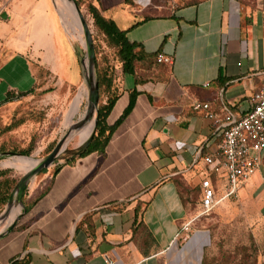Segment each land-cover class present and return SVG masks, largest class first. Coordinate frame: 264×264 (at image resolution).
Listing matches in <instances>:
<instances>
[{
    "label": "crops",
    "instance_id": "crops-1",
    "mask_svg": "<svg viewBox=\"0 0 264 264\" xmlns=\"http://www.w3.org/2000/svg\"><path fill=\"white\" fill-rule=\"evenodd\" d=\"M100 2L105 16L119 26L111 6ZM153 5L151 1L135 12L139 21L119 28L149 54L162 48L169 61L156 58L138 65L137 86L134 77L121 74V94L112 112L126 94L128 103L110 125L123 115L130 92L136 88L139 94L104 154L58 162L53 168L59 166L57 173L48 168L46 189L38 199L39 185L35 180L28 185L27 190L32 188L23 197L20 218L9 224L6 220L0 228V264L27 255L31 264H203L211 232L197 225L193 202L198 203L201 181L212 174L202 156L218 151L220 137L207 112L195 111L193 105L209 103L220 117L240 102L247 106L264 79V14L246 13L236 0H205L167 16L150 15L151 20L134 27ZM32 46L44 60L56 57L52 39H33ZM6 51V58L0 56V115L37 93L54 99L55 80L66 86L51 69ZM17 58L16 74L7 75ZM213 174L218 199L222 177ZM137 205L142 206L138 219Z\"/></svg>",
    "mask_w": 264,
    "mask_h": 264
},
{
    "label": "rangeland",
    "instance_id": "rangeland-1",
    "mask_svg": "<svg viewBox=\"0 0 264 264\" xmlns=\"http://www.w3.org/2000/svg\"><path fill=\"white\" fill-rule=\"evenodd\" d=\"M78 1L93 35L96 59L102 65L107 59L108 64L114 66L115 73L120 79L121 66L117 61L116 51L107 46L104 38L94 28L93 20L88 14L90 0ZM151 1L154 5L144 15L167 16L175 9L188 3L203 0H136L137 6L134 8L125 5L124 0H102V5L104 7L111 6L114 18L119 21V26L124 28L132 25L135 21H139L140 18L139 16L135 17V12ZM237 1L246 13L251 12L250 14L255 15L260 12L264 14V0ZM4 13L7 15L6 18H3ZM65 25L67 27L66 22ZM46 38L48 40L52 39L55 43L54 52L56 57L54 60H44L32 46L33 39L45 40ZM72 40L76 46V51L66 38L51 0H0V56L3 54V58H6V49H12L56 72L64 78L66 83V86L61 87L59 83L57 84L58 80L52 82L51 91H54L52 93L54 99H51V96L46 95L44 92L37 93L34 96L35 99L16 102V104H12L14 107L4 109L3 114L0 115V147L5 149V152L0 153V170H10L12 176L16 179L20 180L26 174L23 167H17L14 164L15 156H22L19 151L31 149V155L27 157L43 160L52 152H50V149L54 145L56 146L59 140L68 133L69 129L64 128L65 114L68 103L80 87H83L84 108L86 110L87 89L84 85L80 86L81 80H83L80 55L86 57V46L83 43L85 36L83 34L78 37V33H76V37H72ZM38 57H41V61L37 60ZM17 60L19 58L13 61V66L7 70V75L16 74L18 67L15 62ZM40 74V80L42 81L45 73L41 70ZM46 82L43 83L44 86H46ZM41 87L40 82L39 88ZM11 100L8 99V101ZM105 100L106 97L103 94L102 100L99 101V108L101 101ZM125 102L128 103L127 94L118 103L112 114L109 115L107 119L109 124L119 117V109ZM7 105L10 106L9 103ZM9 126L15 127L8 131ZM93 133H96V129ZM70 139L74 142L68 145L56 164L66 162L80 150L82 145L78 139ZM3 153L11 154L3 155ZM100 164L99 161L97 166ZM54 166H51L52 168L49 170H53ZM49 170L46 169L40 172L34 179L36 184L39 185L35 191V199L40 198L46 189L43 183L46 174L51 172ZM53 172L55 171L53 170ZM260 172L262 173L264 170L259 171L244 184L237 196L225 199L210 216L199 218L196 222L200 229L209 228L211 232V242L205 250L206 264H264V212H262L264 193L261 191L264 187V179ZM219 182L221 195H224L227 183L223 179ZM31 188L29 187L28 190L26 188V193L28 191L29 194ZM24 195H26L25 192ZM194 209L198 213L200 209L198 203ZM1 226L0 228L3 229L6 222Z\"/></svg>",
    "mask_w": 264,
    "mask_h": 264
},
{
    "label": "trees",
    "instance_id": "trees-1",
    "mask_svg": "<svg viewBox=\"0 0 264 264\" xmlns=\"http://www.w3.org/2000/svg\"><path fill=\"white\" fill-rule=\"evenodd\" d=\"M75 1L78 5H80V2L78 0ZM203 1L191 2L183 7L196 6ZM135 2L136 0H124V3L126 5H131V6H134ZM88 14L91 16L93 20L94 28L97 30L98 34L104 38V41L106 42L107 46L116 51V57L118 63L121 66L122 76L134 77L135 85L137 86L140 82L136 78V70L138 65H140L144 61H152L158 58V55L161 54L162 48H160L156 53L149 54L146 52L142 44L138 42L130 41L128 38V31L120 29L117 23L115 22V20L105 16L100 0L89 1ZM149 20H151V16L144 15L142 22L136 23L134 27H137L141 23H144ZM96 61H97V74L99 80L100 100H102L103 94H105L106 100L101 101V105L98 112L96 133L91 144L86 150H84L76 158L68 159L65 162V165L75 163L77 160L87 157L91 154H104L114 134L115 129L123 121V119L132 111V109L135 106L137 96L139 94L136 88L130 92V101L123 115L114 125H110L107 122V119L120 97L121 94L120 80L115 73L114 66H110L108 64L107 59L103 65L98 61V59H96ZM218 81H222V78L220 76L218 78ZM240 103H238L234 107H228V109L231 112H235L239 107ZM14 127L15 126H9L7 130L11 131ZM54 147L55 145L50 149V152L54 149ZM2 152H5V149L0 147V153ZM13 154H15V152H13ZM19 154L22 156H30L31 149L21 150L19 151ZM58 170H59V166L56 167L55 173H57ZM210 179H212V181H217L216 175L213 173L210 175ZM18 181L19 179L14 178L10 170L8 169L0 170V215L7 206L11 193L14 187L16 186V184L18 183ZM200 197H201V184L199 185V197H198L199 208H200ZM193 205H194L193 206L194 209L195 205H197V200H194ZM200 210L201 208L198 210V213L200 212ZM141 211H142V206L137 205L135 208L137 219L140 216ZM198 213L196 212L197 216ZM141 225L142 223H140L139 226L135 227L134 231L137 232L138 228H140ZM147 230L148 229L144 226L143 231L148 233ZM10 264H31V258L29 255L21 259L14 258ZM203 264H206V259L203 261Z\"/></svg>",
    "mask_w": 264,
    "mask_h": 264
},
{
    "label": "built area",
    "instance_id": "built-area-1",
    "mask_svg": "<svg viewBox=\"0 0 264 264\" xmlns=\"http://www.w3.org/2000/svg\"><path fill=\"white\" fill-rule=\"evenodd\" d=\"M159 63L169 61L159 54ZM195 111L204 110L207 117L218 127L220 143L218 151L202 156L207 168L220 174L227 183L225 194L216 198L210 177L201 182L200 212L196 218L210 216L225 199L237 196L240 188L255 174L264 170V79L247 106L239 105L220 117L210 111L209 103H195ZM189 225L184 230H189Z\"/></svg>",
    "mask_w": 264,
    "mask_h": 264
},
{
    "label": "water",
    "instance_id": "water-1",
    "mask_svg": "<svg viewBox=\"0 0 264 264\" xmlns=\"http://www.w3.org/2000/svg\"><path fill=\"white\" fill-rule=\"evenodd\" d=\"M72 4H74L77 13L80 17L82 26H83V32L85 36V46H86V57H82L80 55V63H81V68H82V77H83V85H86L88 91H89V100H88V107H89V113L88 119L93 118L94 116L97 115L96 118V126H97V120H98V112H99V81L96 73V49L94 45V39L93 35L90 29V26L83 15L79 5L76 3L75 0H68ZM53 4L55 6L56 11L58 12L61 24L70 38L74 48H76L75 44L73 43L71 34L69 33V30L67 29L65 22L61 16V13L58 9V6L53 0ZM7 15L4 14L3 18H6ZM82 124H78L75 126H72L68 133L61 139L59 142L56 144L55 148L52 150V152L43 160H38L37 166H35L33 169L30 171L26 172V174L19 180L17 185L15 186L14 190L11 193L10 199L8 201V204L6 206L5 211L3 214L0 216V224L6 221L13 210L14 207H21V211L24 209V204H23V197H24V192L28 185L37 177V175L50 168L51 166L55 165L57 161L59 160L61 154L64 152L63 147L64 144H66L69 139L71 138L72 134L77 131ZM95 134L93 133L90 138L81 146L80 150L76 153L75 156H72L69 159L76 158L79 156L84 150H86L89 145L91 144ZM11 153H3V155H9ZM2 155V154H1ZM21 213V212H20ZM18 214L16 218H20L21 214ZM16 220V219H15ZM15 224V222H14ZM14 224L12 225L11 228L8 229V231L12 230L14 227ZM0 237H2L0 235Z\"/></svg>",
    "mask_w": 264,
    "mask_h": 264
},
{
    "label": "bare ground",
    "instance_id": "bare-ground-1",
    "mask_svg": "<svg viewBox=\"0 0 264 264\" xmlns=\"http://www.w3.org/2000/svg\"><path fill=\"white\" fill-rule=\"evenodd\" d=\"M56 3L62 18L67 24V29L69 30L71 36L76 37V33H78V37L82 36L84 34L83 26L74 4H72L68 0H56ZM83 43H85V41ZM84 86L86 87V85ZM87 94L89 100L88 89H87ZM88 100L85 110L83 87H80L76 95L68 103V109L66 111L65 119H64L65 129H70L72 126L82 124V126L77 131H75L71 136L72 139L77 138L81 145H83L90 138V136L93 134V132H95L96 129L95 116L91 119H88L89 118ZM72 142L74 141L69 139V141L66 144H64L63 150H65L68 147V145H70ZM14 162H15L14 163L15 166L23 167L25 172L30 171L38 164V160H35L34 158L27 156H15ZM20 212H21L20 206L14 207L7 219V224L11 222L13 223L14 219Z\"/></svg>",
    "mask_w": 264,
    "mask_h": 264
}]
</instances>
